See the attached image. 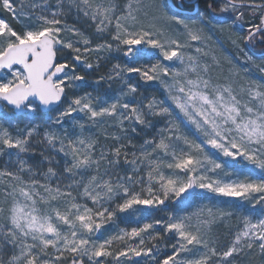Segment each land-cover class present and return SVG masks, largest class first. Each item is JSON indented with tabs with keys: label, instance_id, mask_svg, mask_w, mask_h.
<instances>
[{
	"label": "snow or ice",
	"instance_id": "1",
	"mask_svg": "<svg viewBox=\"0 0 264 264\" xmlns=\"http://www.w3.org/2000/svg\"><path fill=\"white\" fill-rule=\"evenodd\" d=\"M0 161V264H264V0H0Z\"/></svg>",
	"mask_w": 264,
	"mask_h": 264
},
{
	"label": "rangeland",
	"instance_id": "2",
	"mask_svg": "<svg viewBox=\"0 0 264 264\" xmlns=\"http://www.w3.org/2000/svg\"><path fill=\"white\" fill-rule=\"evenodd\" d=\"M220 39H221V41H223V46H224V48L225 49H227V50H229V51H231V46L226 42V41H224L223 40V37H220ZM113 63L115 62V61H112ZM111 65L110 64H107L105 67H103L100 71L101 72H104V71H106L107 70V68L108 67H110ZM96 74L95 73H93V76H95ZM114 87H118V85L117 86H114ZM103 91V90H102ZM0 163H3L2 161H0ZM221 199H223V198H221ZM231 224H233V225H235V220H233V221H231L230 222ZM216 235H217V237H218V239H219V241H220V243L221 244H223V243H225L227 240H229L230 239V236L228 235V233H227V231L225 230V228L224 227H218L217 229H216ZM240 264H246V261H240Z\"/></svg>",
	"mask_w": 264,
	"mask_h": 264
}]
</instances>
